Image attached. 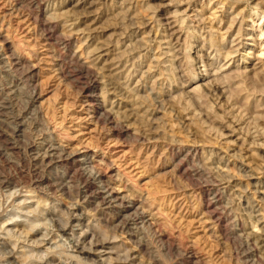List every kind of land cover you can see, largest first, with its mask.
<instances>
[{
  "label": "rangeland",
  "instance_id": "374dc122",
  "mask_svg": "<svg viewBox=\"0 0 264 264\" xmlns=\"http://www.w3.org/2000/svg\"><path fill=\"white\" fill-rule=\"evenodd\" d=\"M263 11L0 0V264H264Z\"/></svg>",
  "mask_w": 264,
  "mask_h": 264
},
{
  "label": "bare ground",
  "instance_id": "6f19581e",
  "mask_svg": "<svg viewBox=\"0 0 264 264\" xmlns=\"http://www.w3.org/2000/svg\"><path fill=\"white\" fill-rule=\"evenodd\" d=\"M264 12V11H263ZM257 13V12H256ZM236 16V15H235ZM236 18H237V16H236ZM262 18H264V14H263V17ZM235 19V18H234ZM234 24V23H233ZM134 25V22H133V18L132 17H130L129 18V20H128V26L129 27H131V29H133L134 30V28H136V27H134L133 26ZM171 29H173V28H171ZM136 30V29H135ZM132 31V30H131ZM135 32V31H134ZM174 33V31L172 32V34ZM179 33V32H178ZM240 33V32H239ZM251 33V32H250ZM131 34H133V33H131ZM175 34V33H174ZM244 35H245V33H243ZM260 36L261 37H263L264 36V29H261V31H260ZM3 36V35H2ZM172 36V35H171ZM188 36V35H187ZM175 37V36H174ZM190 37V36H189ZM6 39V38H5ZM216 39V38H215ZM70 44V43H69ZM108 46V45H107ZM160 46V45H159ZM188 46V45H187ZM261 48L260 49H258L257 50V54H256V57L257 58H261L263 61H264V41H263V43L261 44V46H260ZM10 48V47H9ZM103 48V47H102ZM98 50L100 49V52H102V51H106L105 49H101L100 47L99 48H97ZM96 50V49H95ZM238 51V50H237ZM233 52V51H232ZM236 52V51H235ZM99 54V53H98ZM106 55V54H105ZM232 55V54H231ZM248 55L249 54H247V58H246V60L248 59ZM102 56V54H100L96 59H98V58H100ZM77 57V56H76ZM225 57V56H224ZM226 57L228 58V57H230V54H228V55H226ZM243 57V56H242ZM78 58V57H77ZM75 59V58H74ZM232 60V59H231ZM78 63H83L84 64V62L83 61H79L78 60ZM84 66H85V64H84ZM110 66V65H109ZM264 66V64L262 65V67ZM260 67V66H259ZM34 68V67H33ZM86 68V67H85ZM258 68V67H257ZM87 69V68H86ZM262 70H264V68L262 69ZM256 73V72H255ZM195 74H197V72H195ZM248 75V74H247ZM263 77L264 76V73L263 72H257V74H256V77ZM193 77V76H192ZM191 77V78H192ZM204 76H202V78H203ZM95 78V77H94ZM141 78H142V76H141ZM97 78H95L94 79V83L97 81L96 80ZM254 81V80H253ZM224 83V82H223ZM216 88V87H215ZM93 91V90H92ZM210 92V91H209ZM214 92V91H213ZM95 97H96V95L94 94V92H92V94L90 95V100H91V103L92 102H94L95 101ZM96 100H97V98H96ZM90 102V101H89ZM96 102V101H95ZM95 104V103H94ZM93 104V105H94ZM155 104H157V103H154V105ZM159 104H160V102H159ZM97 106V105H96ZM98 106H100V105H98ZM159 106V105H158ZM95 107V106H94ZM162 107V106H161ZM156 108V107H155ZM158 107H157V109H156V111H158ZM152 110V109H151ZM155 109H153L152 111H154ZM106 111V110H105ZM150 111V110H149ZM151 113V112H150ZM105 114H107V112L105 113ZM109 114V113H108ZM107 114V115H108ZM150 115V114H149ZM206 116V115H205ZM112 117V116H111ZM111 117H109V115L107 116V119H109V121H110V119H111ZM99 118L100 117H97V120H99ZM111 121H112V119H111ZM151 121H154V118L152 117V119H151ZM154 127V126H153ZM155 129V128H154ZM148 135V134H147ZM142 136V135H141ZM138 137V136H137ZM139 138H141L140 136H139ZM141 139H143V141H148L147 139V137H144V138H141ZM140 140V139H139ZM142 141V142H143ZM150 141V140H149ZM152 144V143H151ZM149 145V144H148ZM160 145V144H159ZM149 146H151V145H149ZM153 146H154V144H153ZM165 146H166V144H165ZM152 147V146H151ZM155 147H157V146H155ZM164 147V146H163ZM147 149V148H146ZM155 149V148H154ZM165 149V148H164ZM156 150V149H155ZM167 150H168V152H170L171 153V155L173 156L174 155V147H172V145L170 144V145H168L167 146ZM166 150V151H167ZM183 150H184V148H183ZM157 151H159V150H157ZM185 151V150H184ZM167 152V153H168ZM179 152H180V150H179ZM198 149L197 148H192V149H188V150H186V154H188L189 156H192L193 154L194 155H197L198 154ZM169 154V153H168ZM176 154H178V152L176 153ZM167 156V155H166ZM54 159H56V157L54 158ZM47 160V159H46ZM49 160V159H48ZM56 161H58L60 164H63V165H65V167H66V170H67V173L69 174V176H73V175H76V174H78V175H81V176H83L82 175V173H81V170L79 169V159L77 158V156H74V153L73 154H70V155H62V156H59L58 158H57V160ZM107 172V171H106ZM100 175H99V177H103V176H105L106 175V173L105 172H101L100 171V173H99ZM86 189L89 191V190H91V189H93V188H96V184H95V181L94 180H92V179H87L86 181ZM52 186V185H51ZM98 191V190H97ZM99 192V191H98ZM104 192V191H103ZM103 192H100V193H98L99 194V196H100V198L102 199V201L103 202H105L106 204L109 202L108 201V198H109V196H113V193H111V192H109V196H104V194H103ZM113 192V191H112ZM220 195V194H219ZM221 196V195H220ZM218 202V201H217ZM110 203V202H109ZM209 204H207V206H208ZM212 205V204H211ZM212 210V209H211ZM209 213V212H208ZM213 213V212H212ZM215 214V213H214ZM218 216V215H217ZM83 219V218H82ZM85 219V218H84ZM216 219H218V218H216ZM216 219H214V220H216ZM86 220V219H85ZM219 220H220V217H219ZM78 221V220H77ZM217 221V220H216ZM69 221H67V223H68ZM76 223V222H75ZM218 223H220V222H217V224ZM222 224V223H221ZM87 225V224H86ZM76 226H78L79 227V231H77V232H74V230H71V231H73L74 233H76L78 236V244L80 245V244H85V242L86 243H88L89 241V243H90V245H91V247H90V249H91V252H93V253H99L100 252V250H101V248H104L103 246H99V245H96L93 241H92V239L91 238H93L94 236L92 235V231H91V229H85L84 227H85V225H84V223L82 222V221H78L77 222V225ZM67 227V226H66ZM65 227V228H66ZM74 227V226H73ZM89 227V226H88ZM72 228V227H71ZM72 229H74V228H72ZM68 232V231H67ZM102 233V232H101ZM88 238H90V239H88ZM165 241V240H164ZM78 246V245H77ZM78 247H80V246H78ZM194 253V252H193ZM195 254V253H194ZM193 255V254H192ZM194 256V255H193Z\"/></svg>",
  "mask_w": 264,
  "mask_h": 264
}]
</instances>
